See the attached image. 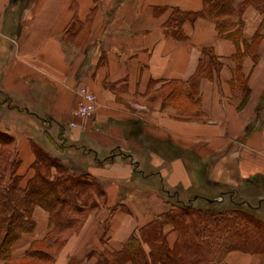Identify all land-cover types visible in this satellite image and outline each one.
<instances>
[{"label":"crops","instance_id":"1","mask_svg":"<svg viewBox=\"0 0 264 264\" xmlns=\"http://www.w3.org/2000/svg\"><path fill=\"white\" fill-rule=\"evenodd\" d=\"M203 8L204 0H0V130L14 139L22 185L35 175L37 147L101 184L96 205L55 252L54 264H99L101 254L121 251L169 213L176 195L185 201L176 187L191 182V124L176 125L168 114L174 109L152 106L150 98L176 81L185 96L206 48L225 56V65L198 79L201 106L219 124L204 133L216 152L204 143L198 169L215 161L216 192L233 190L264 219V15L247 6L234 42L219 38L213 21L185 15ZM174 10L184 13L183 38L168 23ZM236 62L243 69L232 76ZM231 81L245 83L233 88ZM82 86L98 98L90 117L75 116ZM34 219L13 257L52 230L41 207ZM165 234L174 247L177 232L166 226ZM211 264H264V254L235 250Z\"/></svg>","mask_w":264,"mask_h":264},{"label":"trees","instance_id":"2","mask_svg":"<svg viewBox=\"0 0 264 264\" xmlns=\"http://www.w3.org/2000/svg\"><path fill=\"white\" fill-rule=\"evenodd\" d=\"M263 4L264 0H204L202 11L185 15L213 21L222 38H231L234 33H239L241 38L245 8L254 5L263 11ZM183 14L174 10V17L168 22L173 24L172 35L175 37H182L179 26ZM207 51L204 49L203 55L210 57L209 65H212L216 59L212 51ZM205 64L202 59L200 67L204 66V72L208 70ZM216 68H220L219 63ZM0 143V259L5 264H24L21 260L36 256L52 264L55 250L50 249L57 246L60 249L70 232L80 228L86 211L96 205L94 199L101 193V184L90 175L73 172L36 146L35 175L24 186L23 177L18 173L20 162L13 159V137L0 130ZM220 194L232 198L229 200L235 208L213 213L199 208L197 196L185 202L176 195L169 213L159 217L152 226L141 229L138 235H132L121 251L101 254L99 264H211L235 250L264 254V224L239 208L242 203L235 202L236 192L229 189L221 190ZM224 201L209 203L223 204ZM37 207L49 212L52 230L43 240L34 241L25 256L17 261L12 248L23 234L34 231ZM175 211L180 214L174 216ZM166 226H171L178 234L174 247L168 244ZM144 243L150 248L149 255L144 250Z\"/></svg>","mask_w":264,"mask_h":264},{"label":"rangeland","instance_id":"3","mask_svg":"<svg viewBox=\"0 0 264 264\" xmlns=\"http://www.w3.org/2000/svg\"><path fill=\"white\" fill-rule=\"evenodd\" d=\"M14 3H20V2H14ZM264 5V4H263ZM249 6V5H248ZM263 15H264V10L261 11V9L258 7L257 8ZM246 10V8H245ZM262 28L264 27V20L262 23ZM217 30V27H216ZM218 31V30H217ZM235 35H233L231 38H222L219 35L218 32V36L221 39H228V40H232L234 42H236L239 38H240V34L238 33H234ZM180 37V36H179ZM263 38V34L258 33L255 39V42L257 43L258 41H261V39ZM253 47V46H252ZM206 52H209L207 50L212 51V54L214 56V58L216 59V62H212V65H208V70L207 71H203L204 70V66L201 65V67L199 68V70L196 72V74H194V76L191 78L190 80V87H188V91L187 94L185 96H183L181 94V91L186 90L185 87H182L180 82H174L171 85H167V86H159L158 87V93L156 96L150 98V104L152 106L156 105V103H161L163 104L162 107H166V105H168V107L173 108L174 112L173 113H168L170 114V116L174 119L175 124L177 125L178 123L181 124V126L183 125H187V124H191V131H190V143H191V156H192V160L190 162V175H191V182H186L184 183L183 186L181 187H176L178 189H181L182 193H183V199H185V202H188L189 199H192L195 196H198L199 199L196 201V204H198L199 208H202L205 211H210L213 213H218V212H225V211H231L232 209L235 208L234 205L231 204L229 199V196H225L222 197L218 194V191L216 192V185L213 182V180L216 178V171L214 169V167L212 166L213 164H211V162H215V161H209L207 162V164L205 166H202V168L198 169V163L199 161H197L201 155H203V151H204V143L208 144L207 150L212 151L209 153H215L216 151H214L215 147L212 148V143L210 144V140L208 136H205L209 133H213L215 132L214 130L218 128L219 124H213L211 122V118L208 112H205L204 109L202 108V104L199 101L198 98V90H197V83H198V79L200 76H210L213 74L214 70H218L219 72L221 71V69L223 68L224 64V57L225 56H219L216 53L215 48H206L205 49ZM204 51V49H203ZM202 51V53H203ZM251 52H247V54H250L248 57H253L254 56V50H250ZM252 54V56H251ZM245 54H243L242 56H244ZM241 56V55H240ZM239 56V58H240ZM204 57V55H203ZM210 57L207 56L204 57L203 60L209 59ZM255 60H259L260 58H258V56H256L254 58ZM237 60V59H236ZM219 63L220 68L217 69L216 65ZM236 67L232 68V76H236L237 73H241L239 71H241V69H243V66H240L237 62H236ZM243 81H231L230 85L234 88L236 87H242L243 85ZM172 86H174V89H172ZM172 92H171V91ZM189 92V93H188ZM151 109V108H150ZM172 114V115H171ZM161 115V114H160ZM166 116V114L164 115ZM171 119V118H170ZM217 127V128H215ZM205 133V135H204ZM224 165V166H223ZM223 169H228L230 167V162L229 161H224L223 164ZM220 166V167H222ZM213 167V170H211ZM199 175L201 176V178L199 179ZM200 183V184H199ZM229 187V185H227ZM225 187V186H224ZM230 188V187H229ZM185 189V190H184ZM223 199H225L223 204H210V202H221ZM235 202H238L240 204V202H242V197L239 196V198L236 196L235 194V198H234ZM175 200H172V202H174ZM252 204L255 205V202H253ZM38 208V207H37ZM242 210H244L245 212L254 215L255 217H257L263 224H264V219L262 218L261 214L251 210L250 208H248L247 205H242V207H239ZM43 209V208H42ZM36 211V210H35ZM46 211V210H45ZM47 212V211H46ZM251 212V213H250ZM49 214V212H47ZM176 213V211H175ZM180 213H176V215L174 216H178ZM49 218H50V214H49ZM50 220V219H49ZM176 220H178L176 218ZM176 220H174V222H177ZM15 245V244H14ZM53 249L55 250V252L59 251V246L51 248L50 251H53ZM205 249L202 250V252H204ZM25 256V255H24ZM23 256V257H24ZM21 258H17V261H20ZM22 263L24 264H51L49 262H43L40 259H37L36 256H31L28 257L25 260H21ZM0 264H5V262L0 259ZM54 264V263H52Z\"/></svg>","mask_w":264,"mask_h":264},{"label":"built area","instance_id":"4","mask_svg":"<svg viewBox=\"0 0 264 264\" xmlns=\"http://www.w3.org/2000/svg\"><path fill=\"white\" fill-rule=\"evenodd\" d=\"M77 94L80 97L79 105L75 111V116L90 117L98 110V98L96 94L88 87L82 86L77 89ZM72 127L76 124L72 123Z\"/></svg>","mask_w":264,"mask_h":264}]
</instances>
